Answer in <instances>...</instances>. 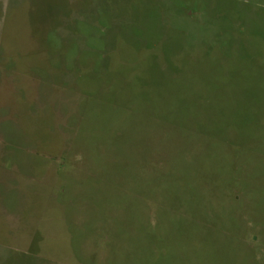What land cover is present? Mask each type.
I'll use <instances>...</instances> for the list:
<instances>
[{"label":"rangeland","instance_id":"1","mask_svg":"<svg viewBox=\"0 0 264 264\" xmlns=\"http://www.w3.org/2000/svg\"><path fill=\"white\" fill-rule=\"evenodd\" d=\"M0 264H264V0H0Z\"/></svg>","mask_w":264,"mask_h":264}]
</instances>
